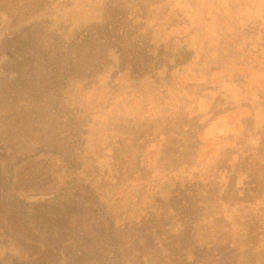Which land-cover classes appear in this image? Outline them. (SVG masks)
Returning a JSON list of instances; mask_svg holds the SVG:
<instances>
[{
	"label": "rangeland",
	"instance_id": "1",
	"mask_svg": "<svg viewBox=\"0 0 264 264\" xmlns=\"http://www.w3.org/2000/svg\"><path fill=\"white\" fill-rule=\"evenodd\" d=\"M0 264H264V0H0Z\"/></svg>",
	"mask_w": 264,
	"mask_h": 264
}]
</instances>
